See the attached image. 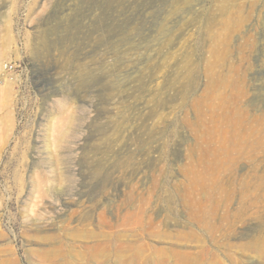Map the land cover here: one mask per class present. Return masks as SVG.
Instances as JSON below:
<instances>
[{
    "label": "rangeland",
    "instance_id": "1",
    "mask_svg": "<svg viewBox=\"0 0 264 264\" xmlns=\"http://www.w3.org/2000/svg\"><path fill=\"white\" fill-rule=\"evenodd\" d=\"M220 90L264 128V0H0V264H264V146L245 193L201 167Z\"/></svg>",
    "mask_w": 264,
    "mask_h": 264
},
{
    "label": "bare ground",
    "instance_id": "2",
    "mask_svg": "<svg viewBox=\"0 0 264 264\" xmlns=\"http://www.w3.org/2000/svg\"><path fill=\"white\" fill-rule=\"evenodd\" d=\"M214 85H218V83L215 82ZM217 95L218 102H211V105H208L207 107L209 111H207L209 113V118L207 116V121L204 118L207 125L206 123L205 125L202 124L204 128L201 134V141L204 143L203 148H205L203 149L200 157V160L203 163L201 167H211L215 177L226 175L228 179H230L229 182L232 181V186L230 187L232 194L236 192L238 194L245 193L247 186L245 185L246 183L244 178L236 176L233 170L235 171L234 168L240 161L247 162V160H250L252 162L257 159L260 160L259 157L262 155L260 156L261 152L259 151H262V148L258 150L256 155L255 152L257 151L256 149L264 146V128L262 123H260L262 118L261 116H257L255 118L248 116L246 113L247 111L245 112L239 107L235 106L236 108H232L231 105L234 103H231V105L229 104V96H231V94L223 93L220 90ZM254 155L256 157L252 160L253 158L251 159V157ZM234 182H237V188L234 187ZM104 245L108 246V249L111 248L110 252L116 251L117 248V252H119L120 247L112 240L104 242ZM130 255L131 256L129 257H132L133 261L134 256H132V253H130ZM144 255L141 257V264H148L149 256L147 255V257L146 254ZM132 261L128 260L130 263Z\"/></svg>",
    "mask_w": 264,
    "mask_h": 264
},
{
    "label": "built area",
    "instance_id": "3",
    "mask_svg": "<svg viewBox=\"0 0 264 264\" xmlns=\"http://www.w3.org/2000/svg\"><path fill=\"white\" fill-rule=\"evenodd\" d=\"M3 67H4V69L7 70V71L13 69V65L10 64V63H5V64L3 65Z\"/></svg>",
    "mask_w": 264,
    "mask_h": 264
}]
</instances>
